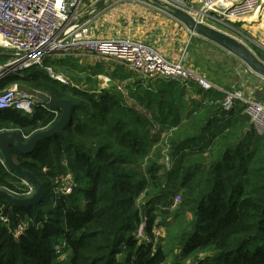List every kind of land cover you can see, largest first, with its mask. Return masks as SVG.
<instances>
[{"label":"trees","instance_id":"obj_1","mask_svg":"<svg viewBox=\"0 0 264 264\" xmlns=\"http://www.w3.org/2000/svg\"><path fill=\"white\" fill-rule=\"evenodd\" d=\"M197 48L190 49L198 55ZM144 80L126 86V97L90 77L84 88L38 70L0 79V90L25 84L73 103L61 134L27 154L10 146L44 194L33 205L0 197V264H264V131L241 105L225 113L216 91L201 104L197 86L185 84L196 89L188 103L180 81ZM60 114L0 109V132L26 140ZM23 179L0 161V189L26 198ZM48 192L54 198L45 205ZM155 228L165 235L155 239Z\"/></svg>","mask_w":264,"mask_h":264},{"label":"built area","instance_id":"obj_2","mask_svg":"<svg viewBox=\"0 0 264 264\" xmlns=\"http://www.w3.org/2000/svg\"><path fill=\"white\" fill-rule=\"evenodd\" d=\"M170 5L189 12L190 8L181 0H166ZM83 0H0V56L7 57L0 63V79L10 74H22L29 68L43 67L48 58L64 56H96L111 59L128 71L143 78H170L185 84L193 83L200 90L201 104L214 100L203 93L216 91L221 96L222 110L233 112L236 104L243 106V113L250 117L257 131H264V103L245 95L240 89H227L210 81L191 66L184 63L185 51L178 60L166 58L156 48L129 37L98 38L92 34V27L87 20L72 25L84 13L79 11ZM200 17L204 21H218L225 26L232 25L248 15L259 12L264 7V0H199ZM231 22V23H230ZM189 32V39L193 35ZM53 79L61 84L67 81L58 74ZM0 96V109H13L29 114L34 106L48 108L44 102L17 92L15 86H9ZM202 97V99H201ZM0 161L4 164L3 159ZM28 186L25 195H31L33 186L26 179ZM70 191L67 184L64 192ZM175 200H179L175 197ZM145 223L136 228V238L145 239Z\"/></svg>","mask_w":264,"mask_h":264},{"label":"rangeland","instance_id":"obj_3","mask_svg":"<svg viewBox=\"0 0 264 264\" xmlns=\"http://www.w3.org/2000/svg\"><path fill=\"white\" fill-rule=\"evenodd\" d=\"M158 1L159 3H161V5H156V6L153 5V6L163 11L162 9L163 4H167L168 2L166 0H158ZM181 1H183L189 8L191 6V8L189 9L190 11L188 13H190L191 17L194 20L208 27H211L215 30H218L224 34H227L231 38L235 39L237 42L245 45L258 60L264 63V7L258 13L248 15L247 17L240 20H234L232 22V25L225 26L218 21H214V23L208 22L206 20L204 21V19H202L199 15L201 13L199 11L200 10L199 0H181ZM83 2L84 3H82L79 7V11L81 13H85L88 10L87 0H83ZM148 4H152V3H148ZM93 15L94 12L92 11V18ZM90 26H92V34L95 37L98 38L111 37L112 30H110V25H107L106 27L104 25H101L100 27L99 26L94 27V25L92 24ZM113 37H121V36H113ZM191 37L193 38L189 39V34H188L187 37L188 41L186 40L185 44L181 47L179 55L176 58L170 60H174V61L178 60L181 57L182 53L185 51V54L187 55L186 59L184 60L185 65L191 66L199 73L204 75L207 79L218 84L223 88L240 89L241 91H243L245 95H250L253 99L264 103L263 76L257 74L255 71L253 72L247 66V64H245L237 56L233 55L232 53L228 52L222 47L214 44L212 41L203 38L199 35H196L195 33ZM193 43L194 45L195 43H197L198 45L197 48L198 55L194 54V52L191 51L190 49ZM92 57H95L97 59H95V61L92 62V69H93L92 73L95 75L92 76L90 79L91 81L92 78L96 79L97 81L96 86L98 89H102V88L108 89V88L116 87L118 91L123 92L124 96L127 97L129 95L127 93L126 88L131 85L126 84L125 82H121L120 80L116 81L111 76V75L115 76L114 70L116 67L120 69L119 73H121V70L124 71V74H122V76L129 77L130 80L133 82H137V81H142L143 83L148 82L144 80L146 78L141 77L137 73L126 70L125 68H123L122 65L118 64L117 62L111 59L100 58L94 55H92ZM54 61L53 64H45V67L49 68L52 74L61 75L67 81V84L64 85L69 84L72 86H76L78 88L85 87L84 86L85 82H83V78L80 79L77 78V77H84V76H80L81 74L78 70H76L77 72L75 70L61 72L60 68L62 67V65L61 63H59L60 59L56 58L54 59ZM103 61L106 63H103ZM195 61L198 63L200 68L205 73L196 68V66L194 65ZM206 65L208 66L209 70L206 69ZM112 66L114 68H112ZM111 68L113 70L110 71ZM33 70H38L40 72L44 71L46 75H49V77L53 78L50 72L44 69V66L38 68H34V67L29 68L24 73H29ZM215 75L219 77V81H216ZM117 77L118 76H116V78ZM86 78H84V80ZM155 79L159 80L160 78H155ZM166 79H170V78H166ZM171 80H175V79H171ZM176 81H180V80H176ZM151 82H155V80H152ZM180 83H182V85L185 87L186 98L188 99L187 100L188 103L191 102L193 98H195L194 93L196 89L195 90L192 89L190 85H185V83L182 81H180ZM90 84H92V82L87 83V85ZM127 102L128 104H132V101L129 98L127 99ZM238 105L240 104H236L234 108L235 110ZM258 132L261 133L263 131H258ZM69 192H71V187H70V191L66 193ZM30 196L32 195L28 194L26 195V198ZM53 198H54L53 193L48 192L44 204L45 205L49 204L53 200ZM173 201L174 203H177V200H175V198ZM153 233L155 234V239H157L159 236L165 235L163 229H159V228H155ZM119 257H121V255H119Z\"/></svg>","mask_w":264,"mask_h":264},{"label":"water","instance_id":"obj_4","mask_svg":"<svg viewBox=\"0 0 264 264\" xmlns=\"http://www.w3.org/2000/svg\"><path fill=\"white\" fill-rule=\"evenodd\" d=\"M142 1L146 3H152L154 6L161 5L158 0ZM108 2H110V0L96 1L94 5L89 8L88 11L84 13V15H82V17H80L76 22L72 23V25L82 23L87 19L89 13L95 10L103 9ZM162 9L175 19L185 24L189 31L212 41L214 44L237 56L240 60L247 64V66L253 72L255 71L257 74L264 77V63L258 60L245 45L237 42L227 34L197 22L191 17L190 13L178 7L169 5L167 3L163 4ZM14 86L17 92L25 93L38 101L44 102L48 108H55L61 111L60 117L52 126L45 130L34 133L26 140H24L22 134L15 130L0 132V154L2 155L5 165L13 172L24 177V179L30 182L35 188L34 194L27 198H20L0 189V197L18 205H33L42 200L44 194L43 185L31 172L22 168L14 161L10 146H13V148L18 152L27 154L35 148L36 144L41 139L54 134H61L64 128L72 120L73 103L69 99L56 98L44 92L33 89L32 87L25 84H16ZM4 92L5 91L0 90V96Z\"/></svg>","mask_w":264,"mask_h":264},{"label":"crops","instance_id":"obj_5","mask_svg":"<svg viewBox=\"0 0 264 264\" xmlns=\"http://www.w3.org/2000/svg\"><path fill=\"white\" fill-rule=\"evenodd\" d=\"M96 1L99 0H87L88 9ZM227 1L234 2L236 0ZM93 12V18L92 12L87 16V21L90 25L93 24L94 27H100L101 25L106 27L110 25V30H112L111 37L121 36L137 39L153 46L168 59L176 58L180 53L181 47L185 44L186 40L188 41L189 30L185 24L167 12L159 10L157 7L144 1L110 0L103 9ZM56 58L60 59L59 63L62 65L60 68L61 72L78 70L81 74L80 76L84 77L77 78H83V82H86L84 78L92 77V62L97 59L92 56H64ZM56 58H51L50 60L54 61ZM103 63L106 62L103 61ZM112 68L114 67L112 66ZM112 68L110 71L113 70ZM114 71L115 76H111L116 81L120 80L126 84L133 82L129 77L122 76L124 71L121 70V73H119L120 69L118 67ZM116 76L118 77L116 78Z\"/></svg>","mask_w":264,"mask_h":264},{"label":"bare ground","instance_id":"obj_6","mask_svg":"<svg viewBox=\"0 0 264 264\" xmlns=\"http://www.w3.org/2000/svg\"><path fill=\"white\" fill-rule=\"evenodd\" d=\"M258 13V12H257Z\"/></svg>","mask_w":264,"mask_h":264}]
</instances>
